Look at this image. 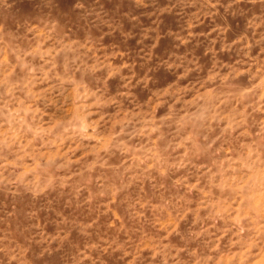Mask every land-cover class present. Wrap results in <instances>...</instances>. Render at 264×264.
<instances>
[{
  "label": "rangeland",
  "instance_id": "1",
  "mask_svg": "<svg viewBox=\"0 0 264 264\" xmlns=\"http://www.w3.org/2000/svg\"><path fill=\"white\" fill-rule=\"evenodd\" d=\"M0 264H264V0H0Z\"/></svg>",
  "mask_w": 264,
  "mask_h": 264
}]
</instances>
